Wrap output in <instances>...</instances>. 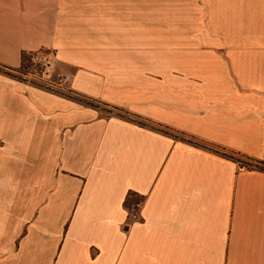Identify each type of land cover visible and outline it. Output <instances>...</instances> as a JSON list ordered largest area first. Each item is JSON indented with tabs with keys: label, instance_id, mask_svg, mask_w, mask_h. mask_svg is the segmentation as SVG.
I'll use <instances>...</instances> for the list:
<instances>
[{
	"label": "crops",
	"instance_id": "crops-1",
	"mask_svg": "<svg viewBox=\"0 0 264 264\" xmlns=\"http://www.w3.org/2000/svg\"><path fill=\"white\" fill-rule=\"evenodd\" d=\"M227 1L207 0L209 27L238 38L147 76L103 39L121 0H0V66L51 51L73 93L149 123L0 72V175L29 149L47 168L43 210L0 264H264V170L245 164L264 162V0Z\"/></svg>",
	"mask_w": 264,
	"mask_h": 264
},
{
	"label": "rangeland",
	"instance_id": "rangeland-1",
	"mask_svg": "<svg viewBox=\"0 0 264 264\" xmlns=\"http://www.w3.org/2000/svg\"><path fill=\"white\" fill-rule=\"evenodd\" d=\"M124 1L121 0L119 16L112 15L104 2L102 16L104 25L118 24L119 31L115 30L116 27H113L114 30L112 27H104L103 39H109L110 43L111 40L114 44L118 43V48L115 45L114 51H118L120 56L135 57L139 61L135 65L136 71L147 76L158 75L161 68L165 67L161 65V57L178 56L186 59L201 52H211L214 50L213 46L223 39L239 36V32L236 31L239 27H218L221 20L218 16H216L217 27L215 19H212L213 26L209 27L207 0H139L134 6L130 4L123 6ZM227 5L238 6V1L228 0ZM97 19L100 20V16ZM32 55H36L39 62L33 64L28 59L23 68L11 72L13 77L21 82L35 85L43 91L57 93L81 104L92 101L105 115L118 114L142 121L120 108L73 93L68 82L62 78L68 71L60 65L54 64L53 67L50 65L51 51L40 50ZM5 146L0 142V151ZM24 147L28 146L24 145ZM30 151V149L25 151L24 159L18 162V172L21 174L9 176L8 182H5L0 175V243L2 244L10 242L12 237L18 240L25 233L29 220L42 211V206L45 204L47 176L43 173H46L47 168L40 164L38 168L33 169ZM240 160L244 161L241 158ZM13 166L15 167V162Z\"/></svg>",
	"mask_w": 264,
	"mask_h": 264
},
{
	"label": "trees",
	"instance_id": "trees-1",
	"mask_svg": "<svg viewBox=\"0 0 264 264\" xmlns=\"http://www.w3.org/2000/svg\"><path fill=\"white\" fill-rule=\"evenodd\" d=\"M28 59H30L29 57V53H26V52H23L21 54V62H20V68H23L24 64L26 61H28ZM5 70V71H3ZM0 71L7 74V75H10V76H14L11 72L12 70L7 68V67H4V66H0ZM86 105H89L91 107H94V108H98L96 105H94V103L92 101H86L85 102ZM140 120L142 121H137L139 124L141 125H148V121L146 120H143L141 118H139ZM190 142V141H188ZM223 155L227 156L228 158L230 159H233L235 161H238V162H241V163H244L242 161H240V159H237L235 158L234 155H229V154H226V153H223ZM245 164L249 167H253L255 169H259L260 171H263L264 170V162L263 161H258V160H252V159H247V162H245Z\"/></svg>",
	"mask_w": 264,
	"mask_h": 264
},
{
	"label": "built area",
	"instance_id": "built-area-1",
	"mask_svg": "<svg viewBox=\"0 0 264 264\" xmlns=\"http://www.w3.org/2000/svg\"><path fill=\"white\" fill-rule=\"evenodd\" d=\"M29 57L31 62L34 64H37L39 62V59L36 55H32V53H29ZM142 205V201L141 200H137L135 202L132 203V209H134L135 211H137ZM136 217V215L134 216Z\"/></svg>",
	"mask_w": 264,
	"mask_h": 264
}]
</instances>
